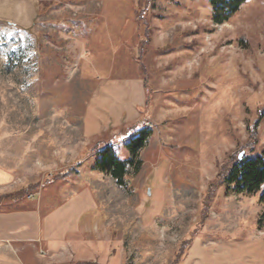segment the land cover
<instances>
[{
	"label": "rangeland",
	"instance_id": "374dc122",
	"mask_svg": "<svg viewBox=\"0 0 264 264\" xmlns=\"http://www.w3.org/2000/svg\"><path fill=\"white\" fill-rule=\"evenodd\" d=\"M263 110L264 0L223 24L209 0H0V167L27 191L0 209L28 239L0 264H264L259 194L218 177ZM140 128L125 185L94 169Z\"/></svg>",
	"mask_w": 264,
	"mask_h": 264
},
{
	"label": "trees",
	"instance_id": "16d2710c",
	"mask_svg": "<svg viewBox=\"0 0 264 264\" xmlns=\"http://www.w3.org/2000/svg\"><path fill=\"white\" fill-rule=\"evenodd\" d=\"M248 1L209 0L212 20L216 24L228 22ZM263 115L264 110L260 112L258 120L249 127L250 135L246 146H249L251 150L245 152L242 159H239V154H237L230 168L225 169L218 175L219 179L223 180L227 185L228 193L246 194L249 196L259 194V200L262 204H264V149L256 152V146L260 142L258 126ZM150 137L151 130L146 128L138 129L134 136L124 142V147L129 155L126 158L119 157L113 145H107L99 149L94 169L109 174L118 185H125V179L129 174L130 168L135 164V158L146 146ZM74 173L76 171L70 169L62 176ZM25 193L27 194V191L18 192L11 198L12 200H18L21 196H25Z\"/></svg>",
	"mask_w": 264,
	"mask_h": 264
},
{
	"label": "crops",
	"instance_id": "0c3cea01",
	"mask_svg": "<svg viewBox=\"0 0 264 264\" xmlns=\"http://www.w3.org/2000/svg\"><path fill=\"white\" fill-rule=\"evenodd\" d=\"M11 173L0 167V208H2L4 201L16 202L18 200L8 199L6 194H9L11 191L10 186ZM26 212L15 211V212H6L5 210L0 209V242H21L27 241V236H19L18 230L21 226V221L26 220ZM15 224V228H14ZM7 253L4 250L0 249V257L6 256Z\"/></svg>",
	"mask_w": 264,
	"mask_h": 264
},
{
	"label": "water",
	"instance_id": "95a60500",
	"mask_svg": "<svg viewBox=\"0 0 264 264\" xmlns=\"http://www.w3.org/2000/svg\"><path fill=\"white\" fill-rule=\"evenodd\" d=\"M243 155H244L243 152H241L239 155V159H242Z\"/></svg>",
	"mask_w": 264,
	"mask_h": 264
}]
</instances>
